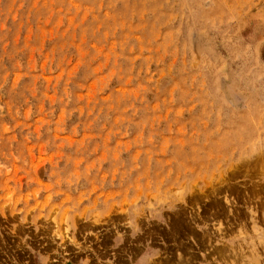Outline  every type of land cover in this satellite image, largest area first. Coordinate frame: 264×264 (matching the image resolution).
I'll list each match as a JSON object with an SVG mask.
<instances>
[{
	"label": "rangeland",
	"instance_id": "1",
	"mask_svg": "<svg viewBox=\"0 0 264 264\" xmlns=\"http://www.w3.org/2000/svg\"><path fill=\"white\" fill-rule=\"evenodd\" d=\"M255 250L264 0H0V264Z\"/></svg>",
	"mask_w": 264,
	"mask_h": 264
},
{
	"label": "bare ground",
	"instance_id": "2",
	"mask_svg": "<svg viewBox=\"0 0 264 264\" xmlns=\"http://www.w3.org/2000/svg\"><path fill=\"white\" fill-rule=\"evenodd\" d=\"M180 199H181V198H180ZM184 217H185V216H184ZM180 220H181V219H180ZM184 222H185V221H184ZM190 223H191V222H190ZM217 224H218L219 226L216 228V230L220 232V233H217V235L220 236L221 234H223V232L221 231V230H222V228H221V226H222L221 224H222V223H219V222H218ZM200 232H201V231H200ZM202 232H203V231H202ZM221 232H222V233H221ZM59 233H60V232H59ZM205 233H206V232H205ZM203 234H204V233H203ZM225 234H226V233H225ZM200 235H201V234H200ZM223 236H224V235H223ZM211 237H213V236H211ZM221 238H222V236H221ZM221 238L217 239V241H220ZM180 239H181V238H180ZM214 239H215V238H214ZM214 239H213V240H214ZM209 240H210V239H209ZM206 244H207V243H206ZM218 244H219V243H218ZM223 244H224L225 247H222V248H227V247H228L229 250L231 251V253H233L234 256H237V255H236L237 252L234 251V247H232V245H229V244H227L226 242L224 243V241H223ZM208 245H209V244H208ZM212 245H213V244H212ZM212 245H211V246H212ZM219 246H220V244H219ZM221 246H222V245H221ZM214 247H216V246H213V248H214ZM218 248H220V247H218ZM228 248H227V249H228ZM208 249H209V248H208ZM175 250H176V249H175ZM206 250H207V249H206ZM209 250H210V249H209ZM215 250H216V249H215ZM218 250H219V249H218ZM221 250H222V249H221ZM204 251H205V250H204ZM211 251H212V250H211ZM222 251H223V250H222ZM224 251H225V249H224ZM224 251H223V252H224ZM213 252H214V251H213ZM217 252H218V251H217ZM217 252L215 251V253H217ZM210 253H211V252H209L208 254H210ZM231 253H230V254H231ZM212 254H213V253H212ZM223 254H225V253H223ZM257 254H258V252L255 250V252H254V257H253V259H254V263H255V264H259V261H260L259 258L256 256ZM213 255H214V254H213ZM213 255H212V256H213ZM216 255L219 256L218 254H216ZM225 255L228 256V254H225ZM238 255H240V254L238 253ZM148 257H149V256H148ZM177 257L179 258L178 260H183V259L185 258V256H184V258L181 256V253H178V256H177ZM221 257H223V255H220V258H221ZM231 257H232V255H231ZM237 257L239 258V256H237ZM241 257H242V256H241ZM213 258H214V257H213ZM223 258H224V257H223ZM228 258H230V257H228ZM228 258H227V259H228ZM207 259H208V258H207ZM215 259H216V258H215ZM231 259H232V258H231ZM231 259H229L228 262L226 261L225 264H235V263H237V262L232 261ZM233 259H235V258H233ZM165 260H166V259H165ZM223 260H224V259H223ZM225 260H226V259H225ZM185 261H186V259H185ZM235 261H236V260H235ZM186 262H187V261H186ZM222 262H223V261H222ZM222 262H221V263H222ZM147 264H156V263H154V261L152 260V262H147ZM180 264H183V263L180 262ZM215 264H220V263H215ZM248 264H252V263H248Z\"/></svg>",
	"mask_w": 264,
	"mask_h": 264
}]
</instances>
